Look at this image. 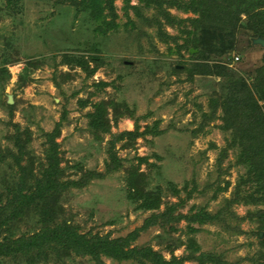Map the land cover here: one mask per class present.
Instances as JSON below:
<instances>
[{
  "label": "rangeland",
  "instance_id": "rangeland-1",
  "mask_svg": "<svg viewBox=\"0 0 264 264\" xmlns=\"http://www.w3.org/2000/svg\"><path fill=\"white\" fill-rule=\"evenodd\" d=\"M158 1L161 7L141 5L137 15L115 0L116 27L101 35L69 3L21 0L9 9L0 0V154L17 152L10 137L17 126L29 138L26 150L37 169L44 162V134L59 124L55 143L62 180L78 184L60 197V218L80 235L123 239L127 249L150 247L167 261L187 257L183 264H264L258 171L249 172L228 126L233 114L245 117L250 110L244 102L232 105L235 100L251 99L252 107L258 100L254 85L264 47L252 43L256 34L239 25L231 34L228 26L224 33L233 35V50L212 55L204 62L208 74L199 73L192 67L202 60L182 46L199 32L192 22L199 15L167 4L189 0ZM239 21L247 22L246 16ZM64 56L70 57L67 64ZM71 56L83 57L86 68ZM219 67L245 79L249 91L234 97ZM101 102L109 130L94 132L88 114ZM242 124L238 127L247 126L245 119ZM131 170L147 190H161L158 208L147 211L129 199ZM241 181L245 185L236 198ZM200 210L211 218L189 222ZM152 215L158 219L146 224ZM24 231L22 225L16 235ZM40 264L139 263L106 256L98 262L71 251L59 263Z\"/></svg>",
  "mask_w": 264,
  "mask_h": 264
},
{
  "label": "trees",
  "instance_id": "trees-1",
  "mask_svg": "<svg viewBox=\"0 0 264 264\" xmlns=\"http://www.w3.org/2000/svg\"><path fill=\"white\" fill-rule=\"evenodd\" d=\"M20 1L6 0V6L9 9H14ZM58 1L69 3V5L76 8L84 16L85 21L91 24V27H93L92 32L95 34L103 35L116 27L117 15L113 5L115 0ZM123 1L125 8L133 9L137 15L140 13L141 5L142 8L143 6L148 8L151 3L155 4L156 2L157 6L161 7L158 0H136L137 6H131V0ZM181 3L180 5L173 2L167 4L169 7L174 5V7L182 8L183 11L190 10L192 13L199 15V17L192 20L196 27L195 30H199V32L193 33L190 40L186 39L185 46L182 45L189 55V49L194 50L191 57L202 60L200 64L197 63L192 67L193 70L196 69L195 71L199 73L208 74L209 68L204 62L209 61L212 55L227 56V53L233 50V35L224 33L228 26H230V31L233 30L231 34L235 33L238 28L237 25H239V28L249 30L254 35L256 34V36L264 39V0H189L188 3ZM241 15L246 16L247 22L239 24ZM166 19L169 20L168 14ZM147 20L148 22L152 21ZM220 22L222 26H220ZM182 32L187 36L191 35L185 29ZM71 57L75 65L86 68L87 63H85L83 57ZM68 58L70 57L64 56L63 63L67 64ZM91 60L96 62L98 58H91ZM219 68L226 71L223 74L234 97L249 91L245 79L239 78L237 80L227 71V67ZM258 69L259 80L254 85L258 93V100L253 101V107L252 103L247 105L251 99L235 100L232 105L240 106L244 102L250 110L249 113L246 112L245 117L243 116L244 113L233 114L236 119L234 121L228 119V126L233 127L235 130L233 138L242 149L240 157L242 156L245 163L247 162L249 172L255 169L258 171L255 176V192L259 194L256 202L259 200V205H264V63ZM229 101L231 102V100ZM259 102L262 103L261 106L258 105ZM82 103L81 105H85L84 102ZM105 108V103H97L94 105V111L88 114L89 126L94 132L109 130ZM244 119L247 126L239 128L238 124L240 123L242 126ZM14 127L15 132L10 137L13 139V146L17 149V152L7 151L3 156L0 154V166L5 167V170L2 169L0 174V264H40L50 261L59 263L71 251L78 255L90 256L98 262L101 256L117 261L135 259L139 264H144L143 262L146 260L149 264H183L188 259L187 257H181L167 261L150 247L127 249L128 242L123 239L112 240L98 235L93 237L80 235L65 219L60 218L63 212L59 203L60 197L64 191L78 184L62 180V171L59 168L58 145L55 143L59 124H56V128L52 132L44 134L47 147L43 149L44 162H39L37 169L34 166L35 160L26 150V144L29 141L27 134L21 137L16 129L17 126ZM131 134L127 133V135ZM7 157L10 159L8 163H6ZM110 159L112 164L115 163L116 157L113 152ZM141 161H145V159ZM134 174L137 176L136 170H131L132 179L130 178L127 181L129 199L133 200L139 208L147 211L158 208L162 197L161 190H147L141 181L133 179ZM243 185H245V182H238L235 188L236 198L242 195L241 188ZM247 200L249 202L253 200L252 194L247 197ZM155 217L152 215L145 223H153L158 219V217ZM208 217H210L208 213L200 210L199 213L190 216L189 222H204ZM261 220L264 222V213ZM22 225L26 228V231L17 236L16 233ZM260 228L264 229V225H261Z\"/></svg>",
  "mask_w": 264,
  "mask_h": 264
},
{
  "label": "water",
  "instance_id": "water-1",
  "mask_svg": "<svg viewBox=\"0 0 264 264\" xmlns=\"http://www.w3.org/2000/svg\"><path fill=\"white\" fill-rule=\"evenodd\" d=\"M252 43L264 47V39H262L261 37L252 39ZM190 52H193V50H190ZM8 103L11 104L10 101H8ZM263 236H264L263 233H260L259 238L261 239Z\"/></svg>",
  "mask_w": 264,
  "mask_h": 264
},
{
  "label": "built area",
  "instance_id": "built-area-1",
  "mask_svg": "<svg viewBox=\"0 0 264 264\" xmlns=\"http://www.w3.org/2000/svg\"><path fill=\"white\" fill-rule=\"evenodd\" d=\"M237 59H238V58L236 57L235 60L237 61Z\"/></svg>",
  "mask_w": 264,
  "mask_h": 264
}]
</instances>
